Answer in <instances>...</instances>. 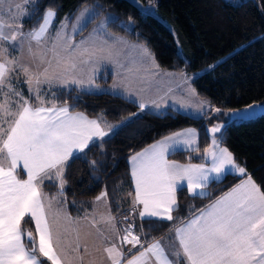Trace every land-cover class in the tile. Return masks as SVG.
Segmentation results:
<instances>
[{
  "label": "snow or ice",
  "instance_id": "obj_1",
  "mask_svg": "<svg viewBox=\"0 0 264 264\" xmlns=\"http://www.w3.org/2000/svg\"><path fill=\"white\" fill-rule=\"evenodd\" d=\"M132 3L145 20L153 14H146L135 0ZM234 6H239L238 0ZM102 13L98 3L90 8L82 5L53 29L56 12L46 8L36 26L25 32L23 19L39 15V0H0V264H43L41 258L50 264H264V191L247 176L246 168L236 162L233 153L221 147L216 135L229 124L255 118L253 105L226 113L209 101L188 99L181 103L186 118L211 123L206 127L211 146L204 149V158H210L211 165L182 166L167 159L169 151L180 145L199 151L193 147L198 136L194 129L167 136L132 155L134 195L129 211L134 216L126 215L128 223L122 227L111 214L106 191L95 202L103 206V211L94 206L92 214L72 218L63 207L67 203L65 172L69 161L84 159L90 144L102 147L132 121L114 126L107 124L102 114L89 119L74 112L67 101L61 104L58 93L120 96L117 89H122L123 96L138 95L130 83L124 82V73L137 72V66H142L146 75L141 77L145 85L141 91H145L151 86L147 75L159 69L145 46L110 35L105 21L77 41L75 37ZM106 20L135 33L131 23L123 24L116 17ZM102 63L112 65L120 78L108 90L99 89L96 83ZM180 79L189 85L187 96H196L187 75L182 74ZM71 98L79 101V96ZM133 102L141 112L148 106L142 97ZM161 103L151 101L155 108ZM193 107L196 113L190 112ZM222 117L224 122L220 123ZM92 168L96 170L95 161ZM21 170L26 178L21 177ZM234 173L247 178L205 208L192 211L178 226H169L174 234L171 247L162 243L163 238L145 243L134 231L136 218L149 224L177 220L173 212L179 209L177 192L184 190L183 182L189 194L206 198L204 190L210 182H220ZM45 181L58 189L55 195L45 193ZM26 217L34 222L35 232L23 227ZM82 220L95 233L85 230ZM105 230L119 235L121 243L139 246L138 252L125 261L123 249ZM93 236L102 240L100 246L93 247L106 253L103 260L93 258L89 250Z\"/></svg>",
  "mask_w": 264,
  "mask_h": 264
},
{
  "label": "trees",
  "instance_id": "obj_2",
  "mask_svg": "<svg viewBox=\"0 0 264 264\" xmlns=\"http://www.w3.org/2000/svg\"><path fill=\"white\" fill-rule=\"evenodd\" d=\"M97 3L103 9L99 19L113 14L123 24L131 23L135 28V33L130 34L109 22V33L144 44L163 71L196 75L192 81L195 93L213 107L237 111L254 103L264 104V0H243L239 6L227 0H156L158 14L171 28L152 16L147 20L142 18L130 0H39V15L25 18L23 30L27 32L36 26L46 8L56 12L55 19L59 23L82 5ZM95 23L89 24L78 37L87 35ZM58 96L61 104L67 101L74 112H82L91 118L102 114L104 120L113 124L129 118L132 121L115 138L110 141L109 137L105 138L109 142L102 147L90 145L84 159L69 161L70 167L65 172L68 181L65 195L67 210L73 216L105 191L111 212L117 214L121 188L130 186L131 182L129 158L177 131L196 130L199 151H176L169 159L183 164L205 163L204 149L210 146L206 127L211 123L207 119L186 118L185 114L172 108L161 114L139 112L136 103L121 96L78 91H71L70 96L59 93ZM76 96H79L78 102L71 98ZM221 136V146L233 153L236 162L246 168V173L264 191V116L229 124ZM93 161L96 162L95 171ZM243 178L229 174L220 182H210L206 198L191 196L184 188L177 192L179 209L173 212L177 220L141 222L142 233L141 224L135 222V228L146 238L145 242L157 239L169 231L170 225L173 227L185 220L192 211L199 210ZM50 184L45 181L44 191L53 196L58 189ZM25 221L23 227L34 232L30 218L26 217ZM41 259L43 264H50L46 258Z\"/></svg>",
  "mask_w": 264,
  "mask_h": 264
},
{
  "label": "rangeland",
  "instance_id": "obj_3",
  "mask_svg": "<svg viewBox=\"0 0 264 264\" xmlns=\"http://www.w3.org/2000/svg\"><path fill=\"white\" fill-rule=\"evenodd\" d=\"M130 1L132 2V0H130ZM227 1H229L231 4H234V5L237 4V0H227ZM242 1L243 0H238V4H240ZM135 3L137 5H139V7L141 9L145 10V13L146 14L153 13L150 16L158 19L160 22H162L163 24H165L168 28H171L170 25L166 21H164L162 19V17L158 14L156 0H149V1H146L145 3H142L139 0H135ZM87 7L90 8L91 6H87ZM109 17H115V15L108 14L107 16H104V17L100 18L95 23V25L93 26V28L91 29L90 32H92V30L94 28H96L102 21H105L106 22V27H107V24L109 22H107L106 18H109ZM58 24L59 23H57L56 22V19H55V21L53 22V29H55ZM89 33L87 35H85V36H82V37L76 36L75 39L78 41V40L82 39L83 37H87L89 35ZM109 34L112 35V36H116V37L123 38L129 44H138V45L145 46L144 44H141V43H137V42H134V41L131 42V41L127 40L126 38L122 37V36L113 35L111 33H109ZM155 65H157L156 62H155ZM137 68H138V71L137 72H134V73H124V76L127 77V79L124 82L130 83L131 86H132V88H133V90L136 93H138V95H132V96H130V100L133 99L134 101H138L139 98H141V97L143 98V94L144 93L146 94V92L148 93V95L149 94H152L153 95L152 92H154L157 89V93H154V95L157 97V101H162L161 106L159 108H155L154 105H151L148 108H152L154 110H160L165 105L172 104V106L174 108H177V109H174V110L180 111L182 113H183V110L181 109L180 105H181V103L186 102L188 99H191L193 102L208 101L206 99L199 98L197 95L194 96V97H188L187 96V88L189 87V85L183 84L182 81H181V79H180L181 75L182 74H186V73H183V72H171V71L162 72L163 70H161L160 68L158 69V73L147 75V79L149 81H151V86L148 88V90L141 91V89L145 86L144 83H143V81L141 80V77L144 76V75H146V73L144 72L142 66L138 65ZM186 75H187L188 79L191 81L190 87L192 89H194L193 86H192V81H193L192 78L193 77H196V75H188V74H186ZM117 79H120V78H118V77L115 76V71L113 69V66L110 65V64L102 63L101 66H100V68H99V70H98L97 76H96V83L98 85V88L99 89L108 90V89L112 88V86L114 85V83L116 82ZM24 91H25V95H27L26 88L24 89ZM117 91L119 93H121L120 96L123 97V95H122V89H117ZM166 108H167V106H165V109ZM166 111H164V112H166ZM197 111L198 110L195 107H193L192 109H190V112L191 113H196ZM223 111L226 112V113L227 112H234V111H229V110H223ZM157 114H161V113H157ZM128 120L129 119H127L126 121H128ZM213 122H216V121L213 120ZM219 122L220 123H223L224 122V118L222 117ZM114 125H120V124H114ZM210 126H211V124L208 125V127H210ZM216 135H217V138H218V140L220 142V140H221V133H217ZM210 146H211V134H210ZM21 173H23L22 170H21ZM234 174H238V173H234ZM95 202H96V199L93 202V206H92L91 210H88L89 212H87V213L92 214L93 213L94 206L95 207H98L100 211H103L104 210L102 205H98L97 206V205H95ZM63 207H65L67 209L68 202L65 205H63ZM67 212L69 214V211L68 210H67ZM72 218H74V217H72ZM32 224H33V229H34V232H35V224H34V222H32ZM82 225L85 228V230H90L93 233H95V229L90 228V226L87 223L83 222V220H82ZM101 225H99V226H101ZM93 244H95L96 246H100L102 244V240L101 239H97L95 236H93L92 238H90V240H89V250H90L91 253H94V251H95V247H93ZM135 249H132V250L131 249H127V250H129L130 252H134Z\"/></svg>",
  "mask_w": 264,
  "mask_h": 264
},
{
  "label": "crops",
  "instance_id": "obj_4",
  "mask_svg": "<svg viewBox=\"0 0 264 264\" xmlns=\"http://www.w3.org/2000/svg\"><path fill=\"white\" fill-rule=\"evenodd\" d=\"M162 72H167V71H162ZM154 78V77H153ZM153 93V95L152 94H149L148 95V93L146 92V94L144 93L143 94V99L146 101V102H148V106H147V108L145 109V111L144 112H153V113H164V111H166V110H168V109H170V108H172V109H177V108H174L173 106H172V104H169V105H165V106H167V108L165 109V106L162 108V109H160V110H154V109H152V108H148V107H150L152 104H151V101H153V100H157V97L154 95V93H157V89L154 91V92H152ZM122 95H123V93H122ZM149 96V97H148ZM122 97V96H121ZM125 97V99H127V100H130V96H123V98ZM156 98V99H155ZM130 101H134L133 99L132 100H130ZM139 112H141V110L139 111ZM77 113H82V112H77ZM84 114V113H83ZM86 115V114H85ZM87 116V115H86ZM89 119H95V118H91V117H89V116H87ZM129 120H131V118H129ZM107 124H110V125H114L113 123H110V122H108V121H106V120H104ZM118 124H121V123H118ZM115 126V125H114ZM189 129H192V128H186V129H182V130H180V131H177V132H175V133H178V132H184V131H187V130H189ZM196 131V130H195ZM197 132V131H196ZM175 133H173V134H175ZM173 134H170V135H168V136H171V135H173ZM197 134H198V132H197ZM167 137V136H166ZM107 138V137H106ZM165 138V137H164ZM164 138H162V139H164ZM162 139H160V140H162ZM160 140H158V141H160ZM158 141H156V142H154L153 144H155V143H157ZM153 144H151V145H153ZM91 145V144H90ZM150 145V146H151ZM198 145H199V137L197 136V144L196 145H194L193 147H198ZM150 146H148V147H146V148H149ZM146 148H144V149H146ZM143 149V150H144ZM142 150V151H143ZM142 151H140V152H142ZM176 151H188V152H191L190 150H188L187 148H186V146H183V145H180V146H178L177 148H176V150H170L169 151V153L167 154V159L170 161V162H174V163H176V164H179V165H182V166H187V165H189V164H183V163H179V162H176V161H173V160H170L169 159V155L170 154H172L173 152H176ZM139 153V152H138ZM128 164H129V168H130V177H131V164H130V159L128 160ZM206 167H208V166H210L211 165V159L210 158H206L205 159V163H203ZM193 165H196V164H193ZM23 172V171H22ZM247 174V173H246ZM239 175V174H238ZM21 176H26V174H24V173H21ZM247 176H250L249 174H247ZM247 176H244V178L242 179V181L244 180V179H246L247 178ZM224 177H222L221 179H223ZM241 181V182H242ZM241 182H239V183H241ZM254 182V181H253ZM184 184H185V187L184 188H186V182H183ZM238 183V184H239ZM237 185V184H236ZM235 185V186H236ZM233 188V187H232ZM231 188V189H232ZM187 189V188H186ZM231 189H229V190H227L226 192H224L223 194H221L220 196H218L217 198H219V197H221L222 195H224L225 193H227L228 191H230ZM204 191H206L207 192V190L205 189ZM129 193H131L132 195H129ZM134 195V182H133V180H132V177H131V182H130V186H123V188H121V195H120V199H119V212L117 213V214H113L112 212H111V214L114 216V217H117V215H119V214H124V213H127L128 211H129V208H130V204H131V200H132V196ZM189 195H191V194H189ZM192 196V195H191ZM217 198H215V199H217ZM96 199V198H95ZM95 199H93L85 208H83L82 210H81V212L78 214V215H76V216H73L72 214H70L72 217H74V218H83L84 216H85V213H87V212H89L88 210H91V208H92V206H93V202H94V200ZM214 199V200H215ZM214 200H212L211 202H209L208 204H206V205H204L202 208H205L207 205H209V204H211ZM107 203H108V200H107ZM201 209V208H200ZM198 211V210H197ZM134 216V215H133ZM189 218V217H188ZM188 218H186V219H188ZM153 219H156V218H153ZM185 219V220H186ZM116 222H117V225H118V227H120V224L118 223V221H117V219H116ZM135 222H138L139 224H141V220L140 219H138V218H136L135 219ZM180 223V222H179ZM179 223L178 224H176L175 226H173V228L174 227H176V226H178L179 225ZM101 229H104V225L102 224L101 226H99ZM140 229V228H139ZM134 231L137 233V234H139V235H141V238H142V240H144L145 241V239L143 238V235L139 232V230H138V228H134ZM105 234L106 235H108L109 237H110V240H114L117 244H119L120 245V247L123 249V251H124V254H125V256H124V259H125V261L127 260V259H129V258H131V256H132V254L133 253H137L138 252V249H139V246H137L136 247V249H135V251L134 252H130L129 250H127V248L125 247V244L124 243H121L120 242V240H119V235H117V236H113L112 235V233H109V232H107L106 230H105ZM120 235H122V232L120 233ZM172 235H174L173 233H170V230L167 232V233H165V234H163V235H161V236H159L157 239H154V240H161V238H163V240H162V243L163 244H165V245H168L169 247H171V241H170V238H171V236ZM151 242V241H150ZM150 242H148V243H150ZM145 243H147V242H145ZM177 244H178V241L176 242ZM93 250V249H92ZM93 254V258H96V259H99V260H103L104 259V257L106 256V253H103V252H96V250L94 251V253H92Z\"/></svg>",
  "mask_w": 264,
  "mask_h": 264
},
{
  "label": "built area",
  "instance_id": "obj_5",
  "mask_svg": "<svg viewBox=\"0 0 264 264\" xmlns=\"http://www.w3.org/2000/svg\"><path fill=\"white\" fill-rule=\"evenodd\" d=\"M126 215L132 217L134 214H133L132 212L128 211L127 213L117 215L116 219H117L118 223L120 224V227H122L123 225H125V224L128 223V221H126V220L124 219V217H125ZM124 244H125V247H126L127 249H131V250H132V249H135V248H133L132 245H130V244H126V243H124Z\"/></svg>",
  "mask_w": 264,
  "mask_h": 264
},
{
  "label": "water",
  "instance_id": "obj_6",
  "mask_svg": "<svg viewBox=\"0 0 264 264\" xmlns=\"http://www.w3.org/2000/svg\"><path fill=\"white\" fill-rule=\"evenodd\" d=\"M254 106L255 108V112H256V117L253 118V119H250V120H254V119H257L259 117H262L264 116V107H261V106H264V104H260V103H254V104H251ZM248 106L240 109V111H243L245 108H247ZM248 121V120H247Z\"/></svg>",
  "mask_w": 264,
  "mask_h": 264
}]
</instances>
